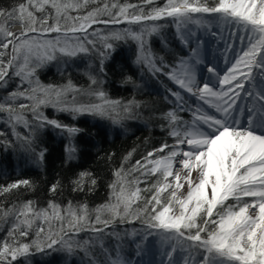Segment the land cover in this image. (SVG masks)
I'll return each instance as SVG.
<instances>
[{
    "label": "snow or ice",
    "instance_id": "1",
    "mask_svg": "<svg viewBox=\"0 0 264 264\" xmlns=\"http://www.w3.org/2000/svg\"><path fill=\"white\" fill-rule=\"evenodd\" d=\"M95 2L25 0L0 7V89H7L14 77L20 80L14 90L0 97V114H5L0 119L11 135L22 140L26 150L40 160L46 149L36 152L32 136L35 127L51 125L69 136L79 131L46 117L42 111L45 107L68 112L73 118L88 114L117 122L118 109L130 112L132 102L121 105L110 99L100 77L106 75L104 62L114 51L112 41L132 39L138 47L137 63L145 65L153 76L167 77L176 86L167 88L175 107L163 117L168 121L167 134L175 144L164 142L130 168L122 165L117 169V179L109 185V201L95 209L71 201L61 206L50 200L44 208L30 200L11 206L0 203V224L11 223L0 240V264H17L20 258L27 260L33 249L43 252L54 246L69 252L74 246L80 248L86 257L81 264H129L119 244L109 248L103 238L121 240L114 226L134 220H142L145 229L143 234L136 230L131 233L140 236V251H147L151 237H159L162 247L156 253L158 264H264V0H166L162 7L147 11L144 6L153 4V0H142L141 4L102 0L93 10L84 11ZM165 17L172 18L178 39L190 47L191 53L171 64L146 46V36L157 33L162 26L145 22ZM16 21L22 24L19 33L11 30ZM212 21L236 30L229 32L228 40L222 38L219 56L225 65L223 71L218 63L206 62L201 50L203 41H198L195 48L190 46L195 33L188 26L204 28L217 36L219 33L212 31ZM121 23L140 25V29L105 30ZM240 31L244 35L238 38L246 40L247 45L237 51L232 38ZM92 52L100 56V67L97 74H88L87 89L76 87L70 79L64 85H44L35 75L45 62ZM196 65H203L209 75L198 78ZM78 96L90 100L81 102ZM180 112L189 113L191 119L185 120ZM21 125L29 135L17 131ZM0 137L4 138L0 144L6 147L14 143L3 130ZM67 151L71 157L76 149L70 145ZM177 157L178 166L186 170L183 179L188 191L183 197L178 195L184 187L182 178L179 172H173ZM193 171L197 172L198 182L192 179ZM151 177L156 179L149 183ZM86 178L95 185L91 173L81 172L73 181V191L83 190ZM141 183L144 188L139 186ZM21 186H31L30 181L0 185V196ZM58 187L59 181L49 191L55 193ZM250 210H255L256 215H251ZM34 227L35 237L26 242ZM85 231L96 235L87 240L74 239ZM97 247L99 253L94 251Z\"/></svg>",
    "mask_w": 264,
    "mask_h": 264
},
{
    "label": "trees",
    "instance_id": "2",
    "mask_svg": "<svg viewBox=\"0 0 264 264\" xmlns=\"http://www.w3.org/2000/svg\"><path fill=\"white\" fill-rule=\"evenodd\" d=\"M22 2L25 0H0V7L8 8ZM101 2L102 0H96L95 3H89L84 11L93 10ZM165 2L166 0H153V4L144 6L145 11L151 7H162ZM119 3L141 4L142 0H119ZM76 14L73 12V15ZM15 24H21V22L12 23L11 28ZM123 25L138 26L127 23H123ZM93 27L101 28L103 25H94ZM134 46L131 40L117 41L114 51L110 52L104 62L106 75L100 77L104 80L103 85L110 99L118 100L122 105L132 102L131 111L126 113L122 110L118 116L121 117L122 122L129 121L128 125L124 124L127 125V128L118 121L113 122V119L109 117L73 118L68 112H56L55 108L45 107L42 111L46 117L76 127L79 131L69 136L66 131L51 125L35 127L32 136L36 152L46 149L43 160H40L36 154L26 150V145L22 140H17L15 136L11 135L10 128L3 119H0V130H3L7 134V138L14 142L7 147L0 144V185L25 179L30 181L31 185L21 186L0 196V203L11 206L30 200L35 202L37 207L44 208L47 207L50 200L61 206H65L71 201L74 205L87 204L90 210L95 209L109 201L111 194L109 185L117 179L114 175L117 169L122 165L125 169L130 168L147 152L161 146L162 129L158 119L155 118L156 116L158 118L160 112L165 113L169 108L164 107L167 101L162 93L163 89L158 76H153L145 65L137 63ZM172 54L180 56L184 53L177 44H174ZM67 61L65 64H58L60 67L52 61L44 67L37 68L35 75L44 85H64L70 79L78 88L87 89L90 84L88 74L99 72L100 56L98 53L81 54L75 58H67ZM18 84V78L14 77L9 82L7 89H0V97L5 96L8 91L14 90ZM142 106H148L150 114L154 117L145 124L130 117L138 109L137 107L142 108ZM4 115L0 114V117ZM113 115L115 116V114ZM28 118L31 120L30 113ZM17 131L22 135H29V130L22 125L17 126ZM0 139L4 138L0 137ZM70 145L76 149L71 157L67 151ZM129 153H132L131 157L125 161V157ZM81 172L91 173L96 183L92 185L90 179L86 178L83 190L73 191L75 187L73 181L79 177ZM57 181H59L58 190L55 193L50 192V186ZM151 182L150 178L149 183ZM140 187L144 188L145 184L141 183ZM144 195L148 194L144 193ZM91 217L95 218L94 212L91 213ZM134 222L138 226L143 224L142 220ZM9 227H11L10 222L0 224V240L4 239ZM34 237L35 227L26 242ZM78 250L74 248L71 252L66 250L62 254L53 251L43 260L41 254L46 250L39 252L33 249L27 260L20 258L17 264H79L78 261L82 257Z\"/></svg>",
    "mask_w": 264,
    "mask_h": 264
},
{
    "label": "rangeland",
    "instance_id": "3",
    "mask_svg": "<svg viewBox=\"0 0 264 264\" xmlns=\"http://www.w3.org/2000/svg\"><path fill=\"white\" fill-rule=\"evenodd\" d=\"M73 15V13H72ZM199 15V14H197ZM207 15V14H204ZM147 24L151 25V24H157V25H161L162 27L160 28V30L157 33H154L150 36H146V41H147V47H149L152 51V53L157 56V57H163L164 60L166 61L168 59V61H166L167 63H175L179 60L180 57H187L189 56L190 53V47L186 46L184 44H182L180 42V40L177 37V29L174 23H172V18L170 17H165L162 20H158V21H148ZM189 28H191L193 30V32L195 33L194 35H192L191 37V48H195V46L197 45V42L200 41L198 39V34H202V35H207V33H209L208 31H206L204 28H197L195 25H189ZM124 28H131L133 30L139 31L140 29V25L136 26V27H132V26H125L123 25V23L118 24V25H110L108 26L107 29H105V26L101 27V29H105L107 30H122ZM218 31L219 33V40L217 41L216 44L221 43L222 42V38L223 40H228V36H229V32H236L235 29H226L225 26L222 23H219L217 21H212V29H215ZM11 30L13 32L19 33L22 30V24H15ZM55 35V34H52ZM240 35H244V33L242 31L237 32V34L235 36H233L232 38V43H234V46L236 48V50L238 51L241 47H246L247 45V41H243L241 42L239 40V36ZM126 40H131L134 43V50L136 55L138 54V47H137V43L132 40V39H126ZM122 41V40H119ZM117 41H112L113 45H115ZM177 44V46L179 48L182 49L183 51V55L180 56H174L173 53V45ZM67 60V57H58L57 60H53L57 65L58 64H65L64 61ZM50 62H45L41 67H44L46 64L51 63ZM60 67V65H58ZM63 67V66H62ZM37 70V69H36ZM148 70V69H147ZM158 80L160 82V84L162 85V89H163V94H164V98L166 99V103L164 104V107L169 108V110H172L175 105L174 103H172V98L168 95L167 93V88H175V85L172 84L171 81H169L167 79V77L165 76H158ZM18 82L20 83V80L18 78ZM165 86V88H164ZM24 88L28 87L27 83H25L23 85ZM77 87V86H76ZM167 87V88H166ZM103 88L105 90V87L103 85ZM106 91V90H105ZM107 92V91H106ZM108 94V92H107ZM185 95L187 96V94L185 93ZM168 97V98H166ZM71 98V95H69V99ZM78 100L81 102H89L90 98L87 96H78ZM24 102V101H22ZM92 102L94 101V98H92ZM122 105V104H121ZM138 109L135 110L133 112V114L130 116L131 119L134 120H139L140 123H148L150 119L154 118L152 114H150V108H148V106H142V108L137 107ZM168 110V111H169ZM55 111L57 112L58 110L55 109ZM119 113L121 114L122 109H118ZM168 111H166L165 113H167ZM59 112V111H58ZM164 112H160L158 114V118L156 116V120L158 119L159 122V126L162 129V137L160 138V142L161 144H163L164 142H167L169 145L173 143V141L171 140L172 137L168 136L167 134V125H168V121L166 119H164ZM115 114V113H114ZM119 114V115H120ZM181 117H183L185 120H190L191 116L189 113L187 112H180L178 113ZM45 115V113H44ZM80 115L77 116L78 118L84 117L85 118H93V115ZM46 116V115H45ZM107 117V116H105ZM94 119V118H93ZM121 117H116V120L118 121V123H120L123 127L127 128V125L129 124V121H125L122 122ZM127 124V125H124ZM159 155H163V153L159 154ZM152 181H154L156 179V177H151ZM141 186V184L139 185ZM137 221V220H134ZM131 222V223H123L121 225H115V229L117 232H119L121 240L117 241L115 237H109V236H105L103 238V243L105 246L109 247V248H116L117 245L119 244L120 246V252L122 257L127 260L129 262V264H133L138 257L144 258L146 255H149L151 253H153L156 249L161 248L162 245L160 244L159 241V237H151L149 240V243L147 245V251H140L137 248V242L140 240V236H132L131 233L133 232V230H136L138 233L143 234L144 232V224H141L138 226V224H136L135 222ZM127 233V235H126ZM96 234L91 233V232H81L79 234L78 237H75L74 239L76 240H87L89 237H95ZM77 248V247H73ZM72 249V250H73ZM79 249V255H81L82 259H86L84 252ZM41 254V258L44 260L45 257H47L49 254H51L53 251L59 252V253H64V251L68 250L65 247L62 246H54V249H50L47 250ZM94 251L96 253L100 252L99 247L95 248ZM140 252V254L138 255L137 253ZM114 255V254H113ZM30 257V256H29ZM28 257V258H29ZM81 260L78 261L79 264H81Z\"/></svg>",
    "mask_w": 264,
    "mask_h": 264
},
{
    "label": "bare ground",
    "instance_id": "4",
    "mask_svg": "<svg viewBox=\"0 0 264 264\" xmlns=\"http://www.w3.org/2000/svg\"><path fill=\"white\" fill-rule=\"evenodd\" d=\"M212 31L218 32L216 28L212 29ZM219 38H220L219 35L213 36L210 33H207V35L198 34V39L200 41H203V44L201 45V50L205 54L206 62L212 61L213 63H218V67L220 68L221 71H223V69L225 68V65L219 56L220 52H222L223 50V43L221 42V43L216 44ZM202 69H204L203 65H196L197 76L200 79L205 78L209 75L206 69L204 70ZM205 108L207 109L206 105H205ZM207 110L212 111L211 109H207ZM171 140L173 141V143L170 145H174L175 140L173 138H171ZM180 147L185 148L186 146L181 145ZM165 152H167V149L165 150ZM179 159L180 157H177V164L174 165L173 172L174 173L179 172V175L182 178L181 183H183L184 187L178 190V195L183 197L187 194L188 185L186 181L183 179L186 176V170L178 166ZM169 179L172 180V178H169ZM192 179L198 182V175L196 171H193ZM173 183H175V181H173ZM246 199L251 200L252 198H246ZM250 214L255 216L256 211L250 210ZM156 253H157V249L153 253L146 255L144 258L138 257L137 260L133 264H158V261L160 258L156 255Z\"/></svg>",
    "mask_w": 264,
    "mask_h": 264
}]
</instances>
